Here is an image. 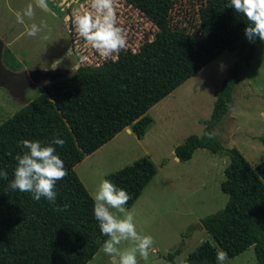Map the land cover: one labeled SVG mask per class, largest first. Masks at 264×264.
Segmentation results:
<instances>
[{
  "label": "trees",
  "instance_id": "16d2710c",
  "mask_svg": "<svg viewBox=\"0 0 264 264\" xmlns=\"http://www.w3.org/2000/svg\"><path fill=\"white\" fill-rule=\"evenodd\" d=\"M128 3L155 26L153 40L98 65L79 66L0 124V171L8 174L7 180L0 178V264H87L108 237L100 232L93 215V197L75 166L126 128L143 139L154 123L147 115L150 108L224 51H252L261 42L246 39L244 30L249 22L226 8L229 0L213 4L216 37L173 27V0ZM3 63L11 71L21 68L9 50L4 52ZM240 72L237 63L227 71L204 133L189 135L174 148V155L187 162L196 150L205 149L228 157L220 185L227 202L200 224L229 259L253 248L256 264H264V158L253 167L239 150L224 149L215 138L205 135L228 115ZM54 138L66 142L62 148L54 146L68 171L56 183V204L44 198L37 202L30 193L10 190L15 157L26 151L19 142L39 140L48 145ZM260 141L264 145V138ZM156 174L157 167L144 156L106 174L104 180L131 196L125 206L130 209ZM66 203L67 210H54ZM181 245L166 256L169 264H176ZM216 253L217 248L206 241L179 264H217Z\"/></svg>",
  "mask_w": 264,
  "mask_h": 264
},
{
  "label": "rangeland",
  "instance_id": "374dc122",
  "mask_svg": "<svg viewBox=\"0 0 264 264\" xmlns=\"http://www.w3.org/2000/svg\"><path fill=\"white\" fill-rule=\"evenodd\" d=\"M48 9L37 7V0H0V67L15 79L9 87L0 86V124L41 94L51 83L71 76L79 66L98 65L104 58L81 38L75 19L89 11L91 0H46ZM215 0H173L171 24L188 33L202 32L216 37L213 17ZM34 17L18 24L15 13L28 4ZM117 26L125 30L128 46L136 51L153 40L157 29L128 0H115ZM45 21L48 28L36 37H28L26 27ZM50 30V31H49ZM47 36V39L42 37ZM9 50L21 64L17 71L3 63ZM248 55L249 58H248ZM237 63L241 67L228 115L213 128L215 139L224 149L236 148L255 167L264 158V42L252 51H224L193 77L150 108L147 115L154 123L142 140L124 131L115 141L104 145L92 157L75 166L79 179L92 195L104 176L141 157H148L157 174L133 205L139 233L150 235L154 244L147 264H169L166 256L181 244L174 258L182 262L198 245L208 241L221 250L202 228L200 220L222 209L227 202L220 188L224 180L227 156L198 149L187 162L174 161V148L189 136H200L209 120L216 94L227 71ZM176 158V157H175ZM116 213V210L110 209ZM123 218L124 213H116ZM122 242L121 250L132 247ZM138 264L145 261L137 255ZM227 264H256L253 248ZM87 264H111L101 249Z\"/></svg>",
  "mask_w": 264,
  "mask_h": 264
},
{
  "label": "clouds",
  "instance_id": "9594fccd",
  "mask_svg": "<svg viewBox=\"0 0 264 264\" xmlns=\"http://www.w3.org/2000/svg\"><path fill=\"white\" fill-rule=\"evenodd\" d=\"M36 6L45 11L48 9L46 0H37ZM226 8L233 9L249 22L244 30L249 42L254 43L257 39L264 42V0H229ZM90 9L75 19L79 36L104 58L125 50L128 46L127 36L125 30L117 26L115 0H91ZM34 15L35 8L31 3L22 11L15 13L17 23L21 25L25 24V18L31 20ZM47 28L45 21H41L39 25L32 23L26 27L25 34L28 37H36ZM205 135L208 139H214L216 133L212 131ZM19 143L26 151L15 157L17 167L8 188L12 191L30 193L34 201L38 202L44 198L55 205L56 183L64 179L68 171L63 160L56 154L54 145L62 148L66 142L54 138L48 145H43L39 140H22ZM0 178L7 180V172L0 171ZM130 199L131 196L125 190L106 179L101 181L93 193L94 218L99 222L101 234L108 237L103 242L101 251L111 259V264H138L137 255L147 264L150 249L154 244L150 235L137 231L134 216L125 207ZM68 207L66 203L54 210L65 211ZM110 209L116 210V213H124L123 218ZM125 241H130L133 246L121 250L120 245ZM227 259V252L217 251V264H225Z\"/></svg>",
  "mask_w": 264,
  "mask_h": 264
},
{
  "label": "water",
  "instance_id": "95a60500",
  "mask_svg": "<svg viewBox=\"0 0 264 264\" xmlns=\"http://www.w3.org/2000/svg\"><path fill=\"white\" fill-rule=\"evenodd\" d=\"M15 75H12L7 70L0 67V86L9 87L10 83L15 79Z\"/></svg>",
  "mask_w": 264,
  "mask_h": 264
},
{
  "label": "crops",
  "instance_id": "0c3cea01",
  "mask_svg": "<svg viewBox=\"0 0 264 264\" xmlns=\"http://www.w3.org/2000/svg\"><path fill=\"white\" fill-rule=\"evenodd\" d=\"M123 131H124L125 133H127L128 135H130V136H132V134H133V133L131 132L130 128H126V129H124ZM121 134H122V131H121L119 134H117V135L112 139V141H115V140L117 139V137H119ZM133 135H134V134H133ZM134 136H135V135H134ZM138 140H139V139H138ZM141 140H142V139H141ZM109 142H110V141H109ZM106 144H107V143H106ZM106 144H105V145H106ZM103 146H104V145H103ZM103 146H102V147H103ZM102 147H101V148H102ZM101 148H99L98 150H100ZM98 150L95 151L94 153H92L91 155L86 156V157H85L80 163H81V164L84 163L85 160H87L88 158L92 157L93 154L95 155V154L98 152ZM199 150H200V149H199ZM196 151H197V150H196ZM173 152H174V151H173ZM190 160H191V159H190ZM174 161H179V160H178L177 158L174 157ZM80 163H79V164H80ZM77 165H78V164H77ZM144 190H145V189H144ZM143 192H144V191H143ZM143 192H142V193H143ZM141 195H142V194H141ZM139 198H140V197H139ZM139 198H138V199H139ZM137 201H138V200H137ZM137 201H136V202H137ZM136 202H135V203H136ZM132 207H133V206H132ZM126 209H127V208H126Z\"/></svg>",
  "mask_w": 264,
  "mask_h": 264
}]
</instances>
